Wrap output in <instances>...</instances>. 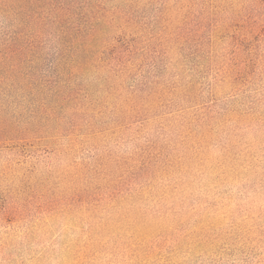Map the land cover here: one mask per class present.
Segmentation results:
<instances>
[{
	"label": "rangeland",
	"instance_id": "rangeland-1",
	"mask_svg": "<svg viewBox=\"0 0 264 264\" xmlns=\"http://www.w3.org/2000/svg\"><path fill=\"white\" fill-rule=\"evenodd\" d=\"M195 1L200 6L179 20L196 29L201 22L197 34L206 42L188 45L181 59L191 93L159 113H188L198 139H207L176 142L179 165L166 176L172 194L136 204L128 197L133 206L109 210L126 216L119 223L65 197L60 172L69 160L59 159L56 144L0 148V264H264V31L255 30L253 1ZM176 2L148 0L142 16ZM226 68L240 73L227 85ZM139 126L102 148L133 149ZM87 149L74 161L95 152ZM151 216L161 219L155 228Z\"/></svg>",
	"mask_w": 264,
	"mask_h": 264
},
{
	"label": "trees",
	"instance_id": "trees-1",
	"mask_svg": "<svg viewBox=\"0 0 264 264\" xmlns=\"http://www.w3.org/2000/svg\"><path fill=\"white\" fill-rule=\"evenodd\" d=\"M147 1L0 0V148L42 139L59 146V159L69 160L60 172L65 197L93 212L122 208L132 197L136 204L172 194L166 176L179 165L176 142L207 139H198L188 113H159L191 93L181 59L188 45L206 42L198 38L201 22L196 29L179 20L200 5L166 2L149 19L142 16ZM248 1L255 30L264 31V0ZM226 71V85L240 75ZM138 124L133 149L102 148ZM82 147L95 152L74 161ZM109 213L119 223L126 217ZM134 220L138 226L139 215ZM150 222L155 228L161 219Z\"/></svg>",
	"mask_w": 264,
	"mask_h": 264
}]
</instances>
